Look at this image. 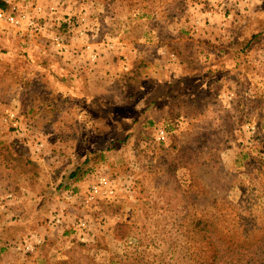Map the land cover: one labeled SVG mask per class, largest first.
I'll list each match as a JSON object with an SVG mask.
<instances>
[{
    "label": "rangeland",
    "instance_id": "rangeland-1",
    "mask_svg": "<svg viewBox=\"0 0 264 264\" xmlns=\"http://www.w3.org/2000/svg\"><path fill=\"white\" fill-rule=\"evenodd\" d=\"M0 1V264H186L194 219L264 225V0Z\"/></svg>",
    "mask_w": 264,
    "mask_h": 264
},
{
    "label": "trees",
    "instance_id": "trees-1",
    "mask_svg": "<svg viewBox=\"0 0 264 264\" xmlns=\"http://www.w3.org/2000/svg\"><path fill=\"white\" fill-rule=\"evenodd\" d=\"M4 3L0 1V7ZM56 60H51L49 62ZM87 159L85 160V162ZM81 169L80 166L77 167ZM71 171L70 178L77 177V171ZM78 179V178H77ZM235 227V226H234ZM131 226L128 224H117L115 227V237L124 239L130 231ZM240 233H234V230L213 227L208 224V220L202 218L194 219L188 224L187 234L189 240L182 244L180 251L184 253L182 261L186 264H264V225L254 228L244 233L243 227H237ZM134 233V232H133ZM140 233V232H139ZM231 233L238 236L237 240L229 238ZM140 235V234H139ZM131 236V235H130ZM134 237V236H133ZM227 237L229 239H227ZM140 245L148 247L152 244L142 242L139 237ZM176 246V244H175ZM174 246L173 250H177L178 246ZM199 250H197V249ZM171 249V247H170ZM147 250H143L137 256L123 259L111 258L109 264H160L145 254ZM159 261V260H158ZM53 264H103L95 257H86L81 259L76 255L61 259Z\"/></svg>",
    "mask_w": 264,
    "mask_h": 264
},
{
    "label": "built area",
    "instance_id": "built-area-1",
    "mask_svg": "<svg viewBox=\"0 0 264 264\" xmlns=\"http://www.w3.org/2000/svg\"><path fill=\"white\" fill-rule=\"evenodd\" d=\"M7 1V0H4ZM24 17V16H23ZM22 17L16 15L14 12H10V11H6L4 9H0V28H3L4 26H6V24L10 25V26H14V27H19L22 25ZM33 21L29 22V25L32 26L33 25ZM54 41V44L56 45V47H58L59 50H63L64 48L62 47V43L59 40V37H52V42ZM159 138L164 140L166 137V132L163 128L159 129ZM107 184V181L105 178H103L101 180L100 184ZM99 186V185H98ZM98 186L94 185L92 186V189L94 190V192L98 191Z\"/></svg>",
    "mask_w": 264,
    "mask_h": 264
}]
</instances>
